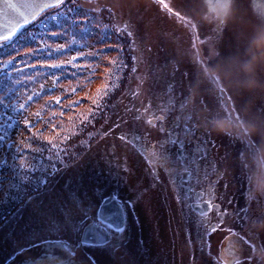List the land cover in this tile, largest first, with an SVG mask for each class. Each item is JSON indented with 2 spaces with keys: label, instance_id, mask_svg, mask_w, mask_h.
<instances>
[{
  "label": "rangeland",
  "instance_id": "374dc122",
  "mask_svg": "<svg viewBox=\"0 0 264 264\" xmlns=\"http://www.w3.org/2000/svg\"><path fill=\"white\" fill-rule=\"evenodd\" d=\"M167 2L181 12L184 20L167 13L157 0H95L94 3H90L89 0H76L77 5L82 6L81 13L89 12L92 7H100L101 12L89 13V16L95 19H90L83 25L85 32L76 31L77 44L72 46L71 51L62 57L47 58L44 55L41 56V60L47 59L48 62H52L53 59H67L77 55L78 51L88 53L97 50H101L102 57H116L117 50L106 47L111 44L119 45V57L125 65L118 73V86L106 98L104 107L96 113L95 118L85 126L79 125V117L81 113H86L93 107L88 96H94L102 82L103 68L109 66L106 59L87 56L78 60L80 64L93 66L100 64L91 83H87L86 79L90 76L88 70H81L76 77H73L72 73L76 70L70 66L63 71L39 67L33 69L20 64L21 58H17L14 63L22 69L23 74L13 70L11 79L6 80L3 72H0V95L6 93L5 103L23 102L24 97L34 92L41 93L39 97H34L28 103V113L25 115L41 111L44 119L48 120L52 118L51 113L56 112L57 116L54 120L58 124L62 123L65 134L75 130L73 124L79 128L77 134L72 135L66 144L62 145L70 154L63 157L67 166L57 164L59 170L54 174L47 160V152L44 153L43 158L37 155L34 161L30 156L26 162L35 163L37 167L43 164L47 171L31 172L24 182L19 178L12 181L14 175L12 169H3L6 179L0 187V210L10 206L12 210L0 223V264H13V260L8 261V258L13 256L19 246L29 247L28 242L39 247L25 251L17 258L16 264H34L48 254L49 256L56 254V257L62 258L66 253L58 244L55 245L58 241L67 242L76 248L75 254L71 255L72 264L112 263L111 256L106 261H100L95 246L80 245L83 225L78 221L84 216V211L89 214L91 211L94 212L91 205H81L80 199L84 201V195L79 191L81 182L89 184L93 181L84 175L85 164L82 163L84 156L82 152L90 151L95 140L100 136L115 134V127L112 124L116 119L115 113L119 112L117 109L124 112L126 110L125 106H120L121 104L129 103L131 96L135 102L141 97L152 98L153 91L165 86L167 77L181 78L187 86L198 90L200 98L202 97L206 103L210 98L215 97L214 92L219 87L210 77H219L224 92L232 97V105L239 116H242L244 124L252 123L251 118L247 119L246 113L254 111V109L250 111L252 103L256 100L262 102L259 108L257 107L258 110L255 108V117L260 122H254L256 124L254 127L260 124L264 135V25L256 22L259 12L264 11V7L259 10L253 7V5L264 6V0H239V5L234 3L229 15L223 18L219 33L215 30L217 26H221L220 20L212 13L209 0H167ZM80 19H83L82 15ZM188 21L197 26L189 27ZM126 24L131 26L128 30L133 33L132 36L117 31V29L123 30ZM102 38H104L103 42H101ZM53 40L56 38H51L49 42ZM33 47L36 45L27 44L23 51ZM3 53L4 50L0 49V60L8 58ZM23 59L29 63H39L34 58ZM200 61L204 63L201 64ZM205 66L208 67L207 71L204 70ZM170 72L171 74L168 75ZM52 74L60 77L55 87H53ZM29 75L33 79H27ZM85 84L87 86H84ZM78 85L81 87H78L77 92L73 94L71 89ZM8 88L12 91L7 92ZM55 96L61 97V105H56L49 99ZM233 96L236 97L235 100ZM77 100L80 102L79 105L69 107L71 101ZM199 104L202 106L204 103H200L199 100ZM206 105L210 111L213 110V106ZM0 111L12 115L11 110L5 109L2 105ZM60 111H64V117L58 115ZM69 116L73 117L72 121L68 120ZM217 118L219 119V115ZM37 119L36 116H31L33 122ZM218 119L217 125H211L210 128L215 136L220 135L222 139L228 140L229 136L221 124L223 119L220 121ZM124 123L121 122L118 127H122ZM36 126L41 127V124L37 123ZM91 126L95 128L93 131L89 130ZM85 130L86 135L76 142L80 135L83 136ZM16 131L17 129L12 130L13 138H16ZM248 132H250L249 126ZM5 153L8 154L9 164H19L18 160H12L11 149L6 147L0 149V156ZM45 177L47 183H40ZM10 181L17 183L19 190L10 189ZM75 185L77 187L72 190ZM70 217L77 221L75 229L67 223ZM44 241L53 243L49 245Z\"/></svg>",
  "mask_w": 264,
  "mask_h": 264
},
{
  "label": "flooded vegetation",
  "instance_id": "af4514ba",
  "mask_svg": "<svg viewBox=\"0 0 264 264\" xmlns=\"http://www.w3.org/2000/svg\"><path fill=\"white\" fill-rule=\"evenodd\" d=\"M152 96L141 97L137 102L131 96L129 103L120 105L125 106V112L117 109L119 112L115 113L116 119L112 123L115 134L100 136L90 146V151L82 152L84 175L93 181L89 184L81 182L79 191L84 195V201L80 199L81 205H91L94 209L91 214L84 211L87 220L83 227L93 223L100 205L109 198L116 196L127 205L121 225L125 231L111 233L107 246L100 240L90 244L97 248L99 260L106 261L111 256V264H228L231 258L227 256L225 238L229 236L227 230L232 229L245 235L254 245L252 249L244 245L243 264H264V135L260 124L254 127V122L259 121L255 117V108L258 110L262 102L252 103L250 111H254L246 112L252 123L245 125L242 116L239 120L235 118L236 111L231 119L226 117L223 106L231 109L232 97L226 92L221 93L219 87L214 92L215 97L206 103L198 90L187 86L181 78L167 77L165 86L153 91ZM199 100L204 103L202 106ZM181 103H186L184 109H181ZM206 104L213 106V110L210 111ZM161 107L171 108L165 113L166 131H160L158 124L152 127L146 123L152 114H161ZM137 110L142 113L139 120L134 119ZM190 114L194 134L184 135L181 118ZM174 117L179 127L173 123ZM217 119H223L221 124L228 140L213 134L210 127L217 125ZM123 121L125 123L119 128ZM169 132L180 134L179 139L184 141V151L189 156L202 139L206 138L208 142L205 158L196 157L198 163L190 166V179L182 164L169 163L177 184L181 177L187 181L179 187L162 168L159 178L154 181L144 157L120 139L124 133L136 134L143 137L145 146L149 147L166 140ZM178 147L165 145L173 160ZM124 168L128 171H123ZM75 187L77 185L71 189L75 190ZM249 189L250 201L246 198ZM245 209H248L247 218ZM199 210L206 211L207 216L200 217ZM222 212L227 214L221 223ZM214 226L215 231L212 230ZM100 230L104 232L103 228ZM69 261L72 262L71 257L67 264Z\"/></svg>",
  "mask_w": 264,
  "mask_h": 264
},
{
  "label": "snow or ice",
  "instance_id": "6c2138e0",
  "mask_svg": "<svg viewBox=\"0 0 264 264\" xmlns=\"http://www.w3.org/2000/svg\"><path fill=\"white\" fill-rule=\"evenodd\" d=\"M90 3H94L95 0H89ZM159 5L163 9L177 18L184 20L181 12L177 9H174L167 0H157ZM239 5V0H209V7L214 14V16L220 20V25L217 26L216 32L219 33L222 25L223 18L228 16L233 4ZM258 10L261 9L262 5H253ZM80 8L82 6L77 5L76 0H0V49L4 50V55L7 56V59L0 60V72H3L4 79H11L12 71L15 70L18 73L23 74L22 69L18 67L17 58L20 64H23L26 67L30 68H51V69H60L63 71L67 67L75 69L72 73L73 77H76L81 70H88L90 76L87 77V83L92 82V78L95 76L97 70L100 68V64L97 63L95 66L92 64H80L78 60L81 58H86L87 56H93L98 59H106L108 67L103 68L102 82L99 87H97L95 95H89L88 99L91 100L93 107L89 108L86 113H81L79 117V125L85 126L90 120L95 118L97 112H99L105 104V100L110 96L111 92L118 86L117 82L119 80L118 73L121 68H123L124 62L119 57L120 47L119 45L108 44L106 47H111L117 50V56L112 58L102 57L101 50L96 52L84 53L83 51H78L77 55H72L67 59H53L52 62H48L47 59L41 60V56L46 55L47 58H52L53 56L62 57L67 52L72 50V46L77 44L76 31L83 33L86 31L83 26L90 19H95V17H90V12L100 13V7H92L89 9V12L81 13ZM109 12L111 10L109 9ZM81 15L83 19H80ZM257 24L264 25V11H260L256 19ZM187 25L191 28H195L197 25L193 24L191 21L187 22ZM130 25H125L124 29H117L118 32L126 33L128 36H132L133 33L129 31ZM31 29V30H30ZM70 29L72 31H70ZM55 37L56 40L49 42L51 38ZM103 39L101 42H103ZM64 42H56V41ZM27 44H35L36 47L28 48L27 51H23V48ZM87 47V45H85ZM28 57L29 59H35L39 63H29L27 60L23 59ZM203 64V61H200ZM207 66L204 67V70L207 71ZM135 70V69H133ZM39 74V73H37ZM53 77V87H55L59 80V76ZM27 79H33L32 76H27ZM212 81L220 87L221 93L224 92L223 87L220 84L219 77L212 76L210 77ZM19 83L20 81H16ZM84 86H87L86 84ZM77 87H73L71 92L75 94L77 92ZM42 91H44L43 86H41ZM12 89L8 88L7 92H11ZM41 93H33L27 97L23 98V102L18 103H5V95H0V105L5 109H10L12 115H9L6 111H0V149L5 147L12 150L11 158L13 161H19V164H9L8 163V154L0 156V187L3 186L6 175L3 172L4 168H11L14 175L12 181L17 178L21 182H24L26 177L34 171H47L44 169V165L40 164L39 167L35 163H26L28 158L31 156L34 161L36 156L39 155L43 158L44 153L47 152V160L51 167V172L54 174L59 170L57 164H62L67 166L66 161L63 159L64 155H70L66 147L62 145L71 138L72 135H76L79 131V128L73 124L74 131L65 134L63 125L55 122L54 118L57 116L56 112L51 113V117L48 120L44 119V116L41 114V111L35 113H28V103L34 99V97H39ZM50 100L54 101L56 105H61V97H49ZM79 101H71L69 107L72 105H79ZM171 105V98L169 101ZM181 109L186 107V103H181ZM170 107H161L160 115L152 114L146 120V123L152 127L159 125L160 131H166L165 113L170 111ZM223 110L227 118H232V113L235 112V108H228L227 105L223 106ZM145 112H148V109H144ZM60 117H64V111L58 113ZM31 116H36L38 119L36 122L31 120ZM142 113L137 110V114L134 116V119H141ZM235 118L240 119L239 113H235ZM181 119L184 120L183 134L189 135L194 134L193 127L191 123L193 121V116L190 114L184 116ZM69 121L73 120V117H68ZM41 124V127H37L36 124ZM173 123L179 127L177 118H173ZM22 125V127H21ZM17 129L16 138L12 136V130ZM91 135V134H90ZM180 134L175 132H169L167 139L164 141H158L151 146L146 147L143 142V137H140L136 134H121L120 139L126 143L131 144L136 148L140 155L146 160L149 169L151 170V175L153 180L159 178L160 172L159 169H163L164 172L171 178V182L179 187L185 184L187 181L181 177L179 179V184H177V178L173 175V170L168 167L169 163H180L184 167V171L188 174V178H191V165L197 164L199 159H204L207 152V140L202 139L200 144L196 146L192 156H189L184 151V141L179 139ZM42 142V143H40ZM166 144L178 145V151L173 160L171 154L165 148ZM47 145V147H45ZM55 160V162H54ZM123 171L127 172L128 169L124 168ZM250 179V178H249ZM9 182L10 189L19 190V185L17 183ZM42 184L47 183V178L40 181ZM209 193L211 194L212 189L209 188ZM247 193V200H251L249 193ZM179 199V196L177 197ZM31 199V197H29ZM106 203L111 204L112 207L107 209L108 214L105 215L103 211L98 213L97 217L93 219V223L83 227V240L80 242L81 246L90 245L91 242L100 240L105 242L107 246L108 237L111 233L121 234L125 229L121 226L126 215V203L119 200L118 197L113 196L109 198ZM199 208V206H196ZM209 207L213 205L209 204ZM248 209L244 210L245 218H247ZM227 213H220L221 223L222 217ZM199 216H207V212L204 210H199ZM87 219V213L78 221L80 225H85ZM75 229L77 226V221L72 220L71 217L67 221ZM103 228V234L100 233V229ZM216 230L215 226L212 229ZM229 236L225 238V243L227 246V256L231 259L228 260V264H243V251L244 245H247L249 248H254L251 241L241 235L240 233L235 232L232 229L227 230ZM44 243L51 245L53 242L44 241ZM63 250L69 252L70 255H74L73 245L68 244L67 242L58 241L56 242ZM29 247L24 245L19 246L13 253L12 259L13 264H16L17 258L22 256L25 251L30 250L32 247H39V245L32 244L28 242ZM264 248V246H262ZM223 257V249H222ZM68 264H72L71 261Z\"/></svg>",
  "mask_w": 264,
  "mask_h": 264
},
{
  "label": "trees",
  "instance_id": "16d2710c",
  "mask_svg": "<svg viewBox=\"0 0 264 264\" xmlns=\"http://www.w3.org/2000/svg\"><path fill=\"white\" fill-rule=\"evenodd\" d=\"M92 126L89 128V130H94L95 128L93 127L92 129ZM86 130L83 132V136L82 135H80L79 137H78V139L76 140V142L79 140V139H81V138H83L85 135H86ZM12 209H11V206L10 207H8V208H5V209H2V210H0V223L3 221V219L5 218V217H8V215H9V213H10V211H11ZM52 218V217H51ZM51 218H50V220H51ZM55 245H57V243H55ZM74 246H73V250H74ZM64 252L66 253V254H64V256H62V258H58V257H56L55 255H51V256H49V254H48V256H46V257H44V258H42V259H39L37 262H35L34 264H67V259L69 258V257H71V255L69 254V252L68 251H66V250H64ZM75 254V253H74ZM9 260H13L12 259V257L11 258H8V261Z\"/></svg>",
  "mask_w": 264,
  "mask_h": 264
},
{
  "label": "water",
  "instance_id": "95a60500",
  "mask_svg": "<svg viewBox=\"0 0 264 264\" xmlns=\"http://www.w3.org/2000/svg\"><path fill=\"white\" fill-rule=\"evenodd\" d=\"M107 201V200H106ZM106 201H104L101 205H100V207H99V209H98V213H100L101 211H105L106 210V208H109V206L111 205V204H108V203H106ZM97 213V214H98ZM90 224H92V223H90ZM90 224H87V225H90ZM86 225V226H87ZM100 231V233L101 234H103V232L101 231V230H99ZM83 231L81 232V235H80V242L83 240ZM99 242V240H96V241H93V242H91V243H93V244H95V243H98Z\"/></svg>",
  "mask_w": 264,
  "mask_h": 264
}]
</instances>
